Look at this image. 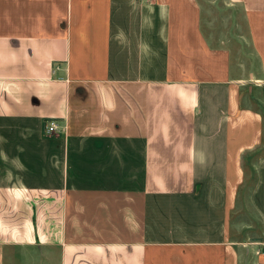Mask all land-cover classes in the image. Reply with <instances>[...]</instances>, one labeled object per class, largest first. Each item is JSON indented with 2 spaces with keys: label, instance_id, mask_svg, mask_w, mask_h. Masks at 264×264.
Listing matches in <instances>:
<instances>
[{
  "label": "crops",
  "instance_id": "0c3cea01",
  "mask_svg": "<svg viewBox=\"0 0 264 264\" xmlns=\"http://www.w3.org/2000/svg\"><path fill=\"white\" fill-rule=\"evenodd\" d=\"M226 5L0 0V264H264V0Z\"/></svg>",
  "mask_w": 264,
  "mask_h": 264
},
{
  "label": "rangeland",
  "instance_id": "374dc122",
  "mask_svg": "<svg viewBox=\"0 0 264 264\" xmlns=\"http://www.w3.org/2000/svg\"><path fill=\"white\" fill-rule=\"evenodd\" d=\"M203 3H204L205 12H206V15L208 16V19L216 22L219 28H221V30L222 29L225 30V27L227 24L236 26L239 20L241 19V17L243 18V13L241 12V10L239 11V9L233 8L231 6L228 7V5H226V0H203ZM243 204H244V198H239L238 204H237V207L235 208V213H234L235 224H237L238 226L239 225L244 226V224L251 223L257 226L258 223L256 222V220L252 219L250 216L247 215L246 212L242 211L245 208L244 207L245 205ZM237 232L239 231H237L236 229L234 233L237 234ZM244 235L246 236V232L244 233ZM239 236L241 237V234ZM249 236H250V239L257 238L256 234L254 233H250ZM238 239L240 238L238 237ZM242 254L243 252L240 251L241 257H242Z\"/></svg>",
  "mask_w": 264,
  "mask_h": 264
},
{
  "label": "built area",
  "instance_id": "2783aa9c",
  "mask_svg": "<svg viewBox=\"0 0 264 264\" xmlns=\"http://www.w3.org/2000/svg\"><path fill=\"white\" fill-rule=\"evenodd\" d=\"M65 128L56 120L48 121L45 125V134L52 135L64 131Z\"/></svg>",
  "mask_w": 264,
  "mask_h": 264
}]
</instances>
